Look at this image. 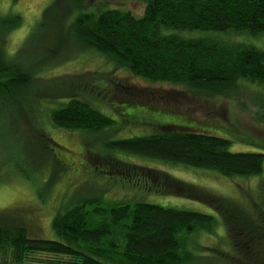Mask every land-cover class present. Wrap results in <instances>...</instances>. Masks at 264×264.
I'll return each mask as SVG.
<instances>
[{
    "label": "rangeland",
    "instance_id": "obj_1",
    "mask_svg": "<svg viewBox=\"0 0 264 264\" xmlns=\"http://www.w3.org/2000/svg\"><path fill=\"white\" fill-rule=\"evenodd\" d=\"M55 1L0 0V16H16L20 22L7 35L5 51L35 80L34 88L21 94L20 101L0 99V226L22 225L32 237L53 240L57 238L55 217L81 201L146 202L191 210L217 220L213 231L198 234L195 252L197 261L212 264L214 260L206 259L217 255L210 249L229 253L231 245L225 219L207 195L227 204L226 213H237L253 204L264 173L227 177L215 170L110 151L106 144L174 126L225 138L232 152L264 153V84L241 81L224 94H213L148 81L79 42L68 29L78 16L75 4L79 2L57 0L60 7L48 13ZM86 8L83 12L129 10L137 17L145 12V4L137 0H88ZM221 38L264 49V34H222ZM72 97L88 102L112 125L101 132L54 126L50 109ZM163 174L198 192L179 194L174 184H165ZM68 260L33 254L26 264Z\"/></svg>",
    "mask_w": 264,
    "mask_h": 264
},
{
    "label": "trees",
    "instance_id": "obj_2",
    "mask_svg": "<svg viewBox=\"0 0 264 264\" xmlns=\"http://www.w3.org/2000/svg\"><path fill=\"white\" fill-rule=\"evenodd\" d=\"M75 1L79 13L68 28L73 36L136 76L213 94L241 81L264 84V49L221 38L263 35L264 0H137L145 4L142 17L120 9L83 12L88 0ZM59 7L56 0L47 12ZM19 25L16 16H0V99L9 102L20 101L35 85L31 73L5 51L7 35ZM49 117L56 127L78 131L101 132L113 123L74 97L50 109ZM230 145L225 138L165 126L149 136L108 142L106 148L227 177L263 176L264 153L232 152ZM163 177L179 194L198 192ZM206 198L225 219L231 245L229 253L210 249L217 258L205 257L207 262L264 264V177L253 204L237 213H226L227 204L212 195ZM216 224L210 214L146 202L81 201L55 217L53 240L32 237L22 225L0 226V264H26L33 254L69 258L65 264H204L197 261V236Z\"/></svg>",
    "mask_w": 264,
    "mask_h": 264
}]
</instances>
